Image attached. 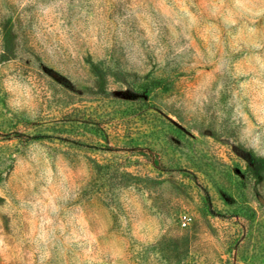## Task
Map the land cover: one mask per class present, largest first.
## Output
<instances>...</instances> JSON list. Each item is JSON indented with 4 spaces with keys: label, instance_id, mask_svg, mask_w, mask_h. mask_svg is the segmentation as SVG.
Returning a JSON list of instances; mask_svg holds the SVG:
<instances>
[{
    "label": "rangeland",
    "instance_id": "374dc122",
    "mask_svg": "<svg viewBox=\"0 0 264 264\" xmlns=\"http://www.w3.org/2000/svg\"><path fill=\"white\" fill-rule=\"evenodd\" d=\"M0 264H264V0H0Z\"/></svg>",
    "mask_w": 264,
    "mask_h": 264
},
{
    "label": "built area",
    "instance_id": "2783aa9c",
    "mask_svg": "<svg viewBox=\"0 0 264 264\" xmlns=\"http://www.w3.org/2000/svg\"><path fill=\"white\" fill-rule=\"evenodd\" d=\"M189 221H190L189 217H187V216H183V217L181 218V225H182L183 227H185V226L188 225Z\"/></svg>",
    "mask_w": 264,
    "mask_h": 264
}]
</instances>
